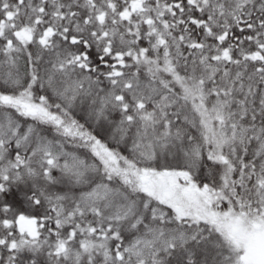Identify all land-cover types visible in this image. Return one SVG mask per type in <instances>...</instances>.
<instances>
[{
    "label": "snow or ice",
    "instance_id": "snow-or-ice-1",
    "mask_svg": "<svg viewBox=\"0 0 264 264\" xmlns=\"http://www.w3.org/2000/svg\"><path fill=\"white\" fill-rule=\"evenodd\" d=\"M0 264H264V0H0Z\"/></svg>",
    "mask_w": 264,
    "mask_h": 264
}]
</instances>
